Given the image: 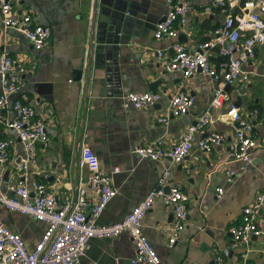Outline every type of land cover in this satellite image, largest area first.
Segmentation results:
<instances>
[{
  "label": "crops",
  "instance_id": "crops-1",
  "mask_svg": "<svg viewBox=\"0 0 264 264\" xmlns=\"http://www.w3.org/2000/svg\"><path fill=\"white\" fill-rule=\"evenodd\" d=\"M181 1L189 7L186 30L191 35H180L178 40L192 51L212 37L224 15L205 12L203 0ZM167 11L166 0H21L16 8L18 16L28 14L51 29L50 41L40 51L34 50L20 31L3 29L0 17V53L27 58L36 65V70L26 75L23 95L25 103L33 105L37 118L45 123L48 142L38 146L31 180L44 184L59 203L74 200L79 184L88 176L79 166L81 142L92 149L106 172L120 169L113 176L117 195L103 210L98 225L122 220L158 180L161 165L141 160L131 151L157 139L163 140L165 148L172 147L211 101L214 83L202 75L184 79L179 73L167 72L155 57L156 50L170 54L171 41L154 39L155 25ZM220 60L213 53L215 66ZM246 70L252 73L248 84L227 86L225 90L241 116L253 109L259 112L253 121L258 141L254 164L246 174L237 173L232 183H226L225 170H238L239 164L232 160L225 143L210 155H200L198 161L190 156L173 169L169 187L188 197L187 223L179 241L173 247L167 244L172 212L161 201L154 202L142 221L143 233L162 264H213L216 251L225 264H264V237L251 239L244 258L245 248L233 247L229 233L240 223L242 210L264 193V45L256 49V58ZM125 91L164 96L151 108L125 111L120 99ZM177 92L193 97L190 114L171 117L167 126L157 123L156 119L166 113L167 97ZM227 108L212 111L213 123L205 130L224 134L226 141L234 134V125L222 121ZM0 140L12 144L9 180L22 147L1 124ZM218 187L223 188L220 198L215 191ZM86 200L85 209H89L96 197L88 191ZM0 221L18 233L28 249L34 247L45 228L42 222L2 207ZM134 255L131 238L122 233L113 238H92L79 264H130Z\"/></svg>",
  "mask_w": 264,
  "mask_h": 264
},
{
  "label": "built area",
  "instance_id": "built-area-1",
  "mask_svg": "<svg viewBox=\"0 0 264 264\" xmlns=\"http://www.w3.org/2000/svg\"><path fill=\"white\" fill-rule=\"evenodd\" d=\"M21 0H0V17L3 29L20 31L34 50L46 47L51 38V29L41 25L28 14L18 16L16 8ZM204 11L224 15L223 23L214 29L212 37L198 43L192 51L185 48L178 38L190 37L186 30L189 7L181 0H166L168 11L164 19L154 28L155 41L169 40L170 54L155 51L162 68L179 73L184 79L202 75L215 84L207 109L189 124L181 139L172 147L165 148L162 139L131 151L135 157L147 159L161 165L158 180L147 195L127 215L112 225H98L97 221L107 204L117 195L113 176L120 169L114 167L108 173L99 164L95 153L84 142L79 144V166L86 169L88 176L77 189V196L62 203L44 184L31 180V171L37 165V149L48 142V133L43 120L38 119L33 105L25 103L26 75L36 70V65L27 58H15L0 53V124L11 131L22 147V154L13 164L9 180L5 173L11 160V142L0 140V207L8 212L29 216L42 222L45 228L32 249H28L22 237L8 229L0 221V264H79L80 258L89 249L92 238H113L127 233L135 249L130 264H162L159 256L143 233L142 221L159 200L171 209L172 223L168 229L167 244L173 247L180 239L187 223L188 197L177 188L169 186L173 169L186 158L194 161L200 155H210L214 149L227 143L231 158L239 164L238 170L224 172L226 183L233 182L237 173L246 174L254 164L258 141L253 121L259 112L253 109L241 116L232 104L227 86L244 87L249 83L251 72L246 67L255 60L256 49L264 45V0H203ZM213 53L220 58L215 66L211 62ZM91 58L90 52L86 54ZM18 98H13L14 96ZM158 92L136 93L125 91L121 95L123 110L151 108L163 98ZM194 99L184 92L167 97L166 113L156 119L167 126L170 118L186 117L190 114ZM227 106L222 121L234 125L233 136L218 132L206 133L213 123L211 112ZM221 118V117H220ZM96 200L85 209L87 192ZM217 196L223 188L215 189ZM264 193L242 210L238 225L229 230L233 247H244L245 255L252 238L264 237ZM215 264H225L221 254L215 252ZM102 264V263H95ZM255 264V263H245Z\"/></svg>",
  "mask_w": 264,
  "mask_h": 264
},
{
  "label": "water",
  "instance_id": "water-1",
  "mask_svg": "<svg viewBox=\"0 0 264 264\" xmlns=\"http://www.w3.org/2000/svg\"><path fill=\"white\" fill-rule=\"evenodd\" d=\"M164 19V18H163ZM163 19H161V21L163 20ZM87 73V74H86ZM88 73H89V70H88V68L86 69V71H85V74H86V77H87V81H88V79H89V75H88ZM81 74H82V70H79V71H77V80L79 81V80H81ZM88 75V76H87ZM8 174H9V171H6V173H5V177H4V179L5 180H7V176H8ZM169 190H170V187L168 186V187H166L165 188V192L166 193H169ZM213 264H215V262L213 263Z\"/></svg>",
  "mask_w": 264,
  "mask_h": 264
}]
</instances>
